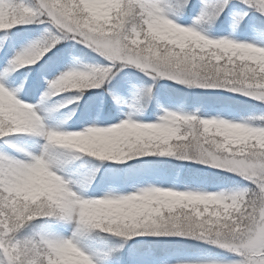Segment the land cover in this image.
<instances>
[{
    "label": "rangeland",
    "instance_id": "1",
    "mask_svg": "<svg viewBox=\"0 0 264 264\" xmlns=\"http://www.w3.org/2000/svg\"><path fill=\"white\" fill-rule=\"evenodd\" d=\"M189 1L80 0L82 7L72 1L84 11L80 19L50 0H16L13 7L0 0V22L6 20L0 34V114L14 126L5 124L8 136L0 140V194L49 196L64 218L45 222L37 238L67 264H264V0H192L187 6ZM46 19L56 28L43 24ZM20 26L39 30L23 33ZM134 26L171 46L190 40L218 64L261 73L262 83L211 84L188 69L153 62L138 54ZM170 85L187 94L189 105L173 100L166 91ZM141 87L146 99L138 111ZM206 89L237 96L247 108L223 103L199 114L195 91ZM203 117L212 128L207 139L198 131ZM126 140L173 143L200 171L179 164L163 175L138 165L119 177L107 166L94 179L76 158L80 150L99 148L98 154L108 150L107 158L120 165ZM207 181L216 183L203 185ZM181 201L204 208L198 211L202 218L223 209L234 218V231L193 236L211 242L212 251H174L156 261L129 250L126 262L108 259L87 235L88 221L98 216L154 217ZM9 240L0 227L3 264H20ZM33 247L28 237L17 250L28 257Z\"/></svg>",
    "mask_w": 264,
    "mask_h": 264
},
{
    "label": "trees",
    "instance_id": "2",
    "mask_svg": "<svg viewBox=\"0 0 264 264\" xmlns=\"http://www.w3.org/2000/svg\"><path fill=\"white\" fill-rule=\"evenodd\" d=\"M50 1L58 6L60 5L70 17L85 18L84 12L77 5L63 3L61 0ZM99 27L102 32L105 31L103 26L100 25ZM135 29L140 41L137 44L138 54L153 62H158L162 66L180 70L188 69L195 73L199 79L211 84L219 82L214 79H222L223 83L227 84L236 80L250 86H254L259 82L262 83L261 73L257 75L247 69L241 70L238 66H236L238 67L236 69L235 64L232 63L218 64L212 61L215 59L208 53H200L197 51L195 45L191 42L182 43L180 46H171L151 31L137 27ZM214 95H216L214 91H204L196 94L199 104L203 108L217 104V98ZM206 97L210 99H207V103H203L202 99ZM4 127L0 124V139H2L6 131ZM204 137L207 139L210 135H205ZM160 153H164L165 155L173 153L174 159L183 157L174 144L163 146L161 143L135 144L133 142L123 145L120 155L125 158L127 163H132L140 159L141 161L145 160L153 164H158L163 160L166 161V158L156 157ZM105 155L108 156L109 152L105 151ZM91 157L94 156H89L88 159L94 160ZM170 161L175 160L170 159ZM184 205L176 206L169 213H162L155 220L144 218L127 221L121 218L108 219L101 217L91 225L90 236L106 243V246L114 251V258L119 259L122 255V247L119 248L116 244L121 241L132 243L137 241L140 235L149 233L151 236L157 238L154 241L158 243V238H161V234L174 233L177 234L176 238L166 240L170 242L169 244L167 243V247L172 249L190 247L193 251H202V248L212 250L215 249V246L211 242H202V240L195 239L193 236H198L201 233L202 235H208L207 233L214 235V229L226 236L231 234L235 229L231 228L234 225V218L228 213H225L224 210L216 209L213 211L214 213L202 218L198 214V211L201 209L186 207ZM0 206V216H2L0 218V227L3 228L5 233L10 234L9 242H17V244H19V241H24L28 237L32 238L35 235L36 223L39 222L41 215L55 216L58 212L42 196L36 199L25 200L23 198H5L0 194ZM137 246L138 244L135 245V247ZM0 249H2L1 246ZM18 255L20 257V264H41L38 262H44L48 256L42 249H36L34 251V247L33 252L28 257L23 256L22 250L18 252ZM53 264L63 263L54 260Z\"/></svg>",
    "mask_w": 264,
    "mask_h": 264
},
{
    "label": "bare ground",
    "instance_id": "3",
    "mask_svg": "<svg viewBox=\"0 0 264 264\" xmlns=\"http://www.w3.org/2000/svg\"><path fill=\"white\" fill-rule=\"evenodd\" d=\"M204 123L205 124L209 123V120L208 119H204Z\"/></svg>",
    "mask_w": 264,
    "mask_h": 264
}]
</instances>
